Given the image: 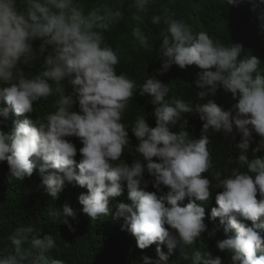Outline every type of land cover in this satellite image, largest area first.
<instances>
[{
  "label": "clouds",
  "instance_id": "obj_1",
  "mask_svg": "<svg viewBox=\"0 0 264 264\" xmlns=\"http://www.w3.org/2000/svg\"><path fill=\"white\" fill-rule=\"evenodd\" d=\"M152 2L131 0L133 19L139 21L140 13ZM226 2L238 4V0ZM163 12V17L151 18L153 24L166 26L158 72L162 75L172 65L198 66L202 71L196 83L208 89L199 98L214 96L222 86L237 101L231 109L225 110L214 100L168 101V84L147 77L137 86L128 74H118L120 57L106 43L104 32L124 15L108 0L92 8L84 0H0V162L8 164L10 179L17 181L27 180L38 168L40 190L53 200L59 198L66 182H73V200L59 210L50 207L51 219L69 227V218L77 221L79 216L93 221L113 219L122 232L135 237L138 248L157 245L158 259L144 256L143 264H167L178 244L193 246L200 236L230 253L232 264H264V157L256 155L264 150L261 61L253 55L242 57V44L225 45L205 31L194 33L169 9ZM260 19L264 35V13ZM132 36L143 48L149 47L139 26L133 28ZM37 40L40 44L34 47ZM41 58V70L32 72L33 63ZM138 87L140 95L150 96L155 105V127L149 126L144 114L136 115L131 125L122 122ZM50 96L57 97L54 110L33 120L34 104ZM77 101L79 112L72 110ZM190 113L203 121L198 139L187 130L185 114ZM234 126L241 134L235 161L239 167L221 178L220 171L212 170L210 134L222 132L227 137ZM129 127L139 141L135 149L139 154L131 156L136 160L123 158L130 143ZM253 133L261 139L250 159ZM71 137L79 139V148ZM232 139H236L234 134ZM229 162H234L231 157ZM209 170L214 185L205 176ZM211 188L223 189L216 195L218 207L210 214L213 220L219 219L218 228L204 222V207L215 197ZM181 201L188 204L181 206ZM41 233L34 224L17 227L8 237L12 247L0 252V264H65L48 255L57 247L56 241L51 234ZM164 244L167 253L162 250ZM183 255L191 264H222L219 256L213 258L197 249L190 256Z\"/></svg>",
  "mask_w": 264,
  "mask_h": 264
},
{
  "label": "trees",
  "instance_id": "obj_2",
  "mask_svg": "<svg viewBox=\"0 0 264 264\" xmlns=\"http://www.w3.org/2000/svg\"><path fill=\"white\" fill-rule=\"evenodd\" d=\"M105 0H84L87 8L96 7ZM111 5L119 7L124 15V19L117 25L113 26L109 31L104 32L106 43L118 52L120 64L117 66L118 74L124 72L129 78L135 80L137 86L142 85L145 79L155 78L168 84L170 91L166 100L171 101L173 98L192 101L195 103H207L208 100H214L218 105L229 110L237 102L232 98L230 92H226L223 87L217 89L216 94H211L199 98L200 92H207V88H200L196 81L198 73L202 71L196 65L187 66L181 69L177 65L162 75L158 72L161 69L163 60L159 56V48L163 41L164 29L166 26L152 23L154 15L163 17V9L167 8L170 13H174V18L183 20L189 24L194 33L200 31L207 32L215 41H220L225 45L231 43H239L244 47V55H253L261 61L260 68L264 69V35H261L259 25L262 23L260 16L264 13V3L261 0H238L236 6L227 4L226 0H154L149 3L146 10L140 13V20L133 19L134 9L130 7L131 0H108ZM139 26L148 37L149 47L143 48L139 42L132 36L134 27ZM34 47H38L40 41L33 42ZM51 48H49V51ZM47 54V53H46ZM43 62H34L31 68L32 72L41 70L40 64ZM66 92L72 91L71 87L65 81ZM56 96H50L47 100L42 99L34 104L32 119L42 118L47 113L54 110ZM2 107L6 104L2 103ZM155 105L151 103V97L148 95L141 96L139 87L134 93L132 99L129 100L128 107L122 118V122L131 125L136 115L144 114L150 127L156 126V118L153 115ZM73 111L79 112L78 101L73 105ZM12 113H9L11 116ZM188 119L187 130L193 138H199L203 126V121L199 115L195 113L185 114ZM177 127L174 131H178ZM129 145L125 147L123 158H131L133 155L139 154L135 151L139 141L132 133L130 127ZM236 139H232V135ZM233 134L225 137L221 133H211V143L209 149L212 154L213 169L220 171L222 177L230 175L232 169L239 167L235 161L238 159L239 150L236 145L241 142V134L234 126ZM71 142L79 148V139L71 137ZM253 142L249 148V158H253L252 150L257 146L261 137L253 133ZM238 141V142H237ZM79 151V149H77ZM77 155H80L77 152ZM259 157H264V150L256 153ZM229 157L234 162H229ZM157 161V158H153ZM205 173L212 184L216 183L211 172ZM246 171V168H242ZM254 175V174H252ZM153 179V177H151ZM73 182L67 183L64 190L59 194L57 200H53L41 191L42 179L39 175L38 168L34 170L33 175L25 181H17L10 179L9 167L6 163L0 162V252H4L12 247L8 237L15 231L17 227L34 224L38 229L42 230L41 236L51 234L56 241L57 247L48 255L55 259H62L65 264H143V257L147 256L153 261L158 259L156 253V244L150 245L146 249H140L137 246L135 237L129 232H122L119 225L113 220H107L106 217H100L93 221L82 216L78 220L69 218L71 227L61 222H54L48 215V209H62L65 203L72 201ZM211 194L215 195L213 200L205 205L204 222L212 228H218L219 219L211 218V209L218 207L216 203V195L222 192V188H211ZM259 192L257 199H259ZM181 206L188 203L181 201ZM79 211V209H77ZM246 225H251L252 221L244 220ZM221 226V225H220ZM168 228V225H165ZM213 230V229H210ZM170 231V230H169ZM171 230L170 232H175ZM264 234V229L261 230ZM218 233V238L220 233ZM200 236L196 244L185 248L177 245L169 257L167 264H191V260L184 259V253L189 256L193 249L200 250L205 253H211L212 257L219 256L222 264H232L231 254L220 251L211 241L210 243ZM27 247V245H24ZM162 250L167 253V245L161 246Z\"/></svg>",
  "mask_w": 264,
  "mask_h": 264
}]
</instances>
